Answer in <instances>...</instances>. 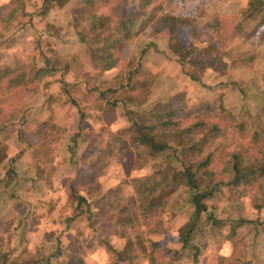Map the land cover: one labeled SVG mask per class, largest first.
<instances>
[{"label": "trees", "instance_id": "trees-1", "mask_svg": "<svg viewBox=\"0 0 264 264\" xmlns=\"http://www.w3.org/2000/svg\"><path fill=\"white\" fill-rule=\"evenodd\" d=\"M66 1L70 0H42L37 15L44 17L58 2L60 7ZM163 1L74 0L65 34L73 36L95 69L108 72L116 68L132 40L150 28L155 36L164 38L166 57L179 67V75L173 80H182L185 85L171 86L170 92L151 100L153 64L140 53L129 57L125 68L112 77L109 86L99 88L92 83L80 103L71 95V85L65 79L81 68L78 54L56 49L49 54L41 50L25 69L2 64L0 52V117L4 97L10 92L23 89L26 84H35L27 93L38 95L35 86L40 83L45 89L49 86L48 81L53 79L63 100L76 110L79 127L89 116L101 119L96 122L98 128L95 131H78L69 137L66 149L71 170L87 173L88 182L82 193L77 187L68 186L65 207L68 213L59 218L58 224L65 231L74 225L76 218L86 215L90 228L99 232L93 210L98 214L108 208L110 231L101 234L98 242L105 250H111L109 264H242L235 251L237 231L246 225L245 222L253 221L227 219L228 234L223 241L216 231L225 221L211 203L223 191L240 195L257 188L256 193L262 199L255 194L253 207L258 211L264 207V147H258L259 143L264 146V137L260 131H254L247 143L237 144L242 148L224 149L232 130H235L232 135H239L251 124L255 129L260 127L259 123L264 119V104L258 99L264 90L240 87L239 82L226 75L230 62L233 68L252 66L255 57L251 53L238 52L224 53L229 61L218 59L216 44L210 39L211 25L201 26L192 16L159 14ZM232 7L237 13L233 37L247 40L264 24V0H236ZM19 16L29 21L34 16L26 10L25 0L0 2V23L9 26ZM247 21L252 22L251 27L243 26ZM203 35L208 36L207 42ZM259 46L264 49V41ZM214 63L218 83L209 85L204 76L207 66ZM192 85L214 95L213 101H194L190 93ZM234 88L241 96V106L233 113L225 107L224 101ZM44 95L47 101L52 98L45 92ZM45 104L44 100L40 107ZM106 105L122 106L123 112L113 119ZM212 111L216 112L214 118L207 115ZM190 115L192 119L188 121ZM116 119L122 120V126L109 130L107 124ZM247 119L252 123L246 122ZM10 122L2 121L0 129L13 126ZM15 132L16 139L30 153L32 177L27 179L29 189L36 195L39 185H35L42 183L44 192L41 196L47 197L51 191L55 192L53 176L58 145L64 138L65 129L46 118L22 120ZM125 148L134 153L133 168L144 172L130 179L131 194L127 197L122 193L123 185L119 181L107 189L99 182L106 167ZM222 149L225 151L220 157L218 150ZM16 158L9 157L0 142V264H54L61 258L66 264H85L76 239L66 243L62 241V232L55 237L43 229L35 231L37 238L40 237L37 240L27 235L26 225L22 222L39 216L41 201L36 196L38 201L35 203L34 200L22 203L24 201L18 199V182L22 179L19 180L15 169ZM216 162L220 165L218 170H215ZM182 190L189 192L191 211L177 229L178 249L163 263L156 257L160 241L155 238H160L165 231L164 219L157 218L153 223L150 219L166 213V207ZM3 202L13 203L15 214L12 218L4 219ZM45 205L51 206L48 198ZM259 222L264 225V218ZM117 243L120 250L113 249V244ZM222 245L229 251L224 250L222 257L216 255L204 261L209 247L220 248Z\"/></svg>", "mask_w": 264, "mask_h": 264}, {"label": "rangeland", "instance_id": "rangeland-1", "mask_svg": "<svg viewBox=\"0 0 264 264\" xmlns=\"http://www.w3.org/2000/svg\"><path fill=\"white\" fill-rule=\"evenodd\" d=\"M8 0H0L1 3ZM26 10L28 13L34 14L30 21L27 18L19 16L16 20L7 26L5 23H0V52L1 63L8 66H18L19 68H27L32 64V57L37 54L38 51H45L49 53L52 49L59 50L61 52H70L78 54L80 58L81 68L65 77L66 81L71 85L70 93L74 99L80 103L84 98V95L88 91V87L93 83L99 88H105L111 83L112 77L120 70L124 69L127 60L131 55L138 56L143 53V59L152 63V73L154 76L151 78V100L157 99L164 93L171 91L175 85H185L182 80L175 82L174 76L179 75V67L176 63L168 60L164 53L165 47H163V37L155 36L150 28L144 29L138 34L130 43V45L123 51L121 60L117 64L116 68L108 71L101 72L95 69L90 62L89 57L85 52L77 45L73 36L66 33V26L70 19V7H72L74 0L64 2L60 7L55 5L52 7L44 17L37 15L42 0H25ZM236 0H164L161 4L160 13H172L175 15H184L196 17L199 25L203 26L207 23L211 25L210 39L215 42L217 47L216 57L218 59H224L229 61L227 57H224V53L231 55L238 52L251 53L255 57V62L252 66H245L240 68H233L230 62L228 73L226 74L232 80L239 82L240 87L247 86L251 88V91L264 90V49L259 44L264 41V24L260 26L251 37L247 40L240 38H234V25L236 21V11L233 9V5ZM238 1V0H237ZM252 22H244V27H251ZM210 33V31H209ZM203 39L208 36L203 35ZM200 45V44H198ZM262 48V49H261ZM229 63V62H228ZM216 64H210L207 66V70L204 76V80L209 85H215L218 83L216 80ZM229 74V75H228ZM49 86L45 89L41 88V84L38 83L37 88L38 95L27 93L32 90L35 84H26L25 88L18 89L10 92L5 98L3 103L2 119L0 117V123L2 121H11L13 126H9L7 129H0V142L4 145V151H6L9 157H17L14 163L17 174L19 175L18 193L19 200L26 203L30 200H40L38 204L40 208L38 211L39 216L36 219H28L27 222H22L26 227L24 228L27 235L37 238L35 231L37 229H43L47 232L53 233L55 237L59 236V233H63L62 241L68 243L69 240L76 239L80 244V252L84 256L85 264H109L111 261V250L107 251L103 245L99 244V236L101 234L109 233L110 223H108L109 213L108 208H104L97 214V210H93L96 214L95 227L99 229L96 232L95 229H91L89 221L86 215L75 219L74 225L63 231V226L58 224L59 218L68 213L67 204V189L69 185L77 187V191L82 193L86 188L88 179L86 180L87 173H75L71 170V165L68 162L67 144L69 137L82 131L90 133L95 131L98 126L96 122L101 119H96L95 116H89L85 122L79 127L78 115L74 108L63 100L62 94L55 80L48 81ZM86 84L87 87H86ZM35 88V89H36ZM44 91L50 94L52 98L47 101L44 95ZM260 92V91H259ZM43 93V94H42ZM190 93L193 96V100L200 103L202 101L212 102L214 95L205 92L200 89L199 86L192 85L190 87ZM36 96V97H33ZM8 97V98H7ZM239 91L234 88L233 91L227 93L225 96L224 105L227 109L233 113L238 112L241 106ZM260 102L264 104V92L258 95ZM45 100L43 107H40ZM252 102V100H251ZM264 106V105H263ZM111 118L119 116L123 112L121 106L106 105ZM14 115L10 117V115ZM214 118L216 112L207 113ZM264 117V114L262 115ZM48 119L50 118L58 126L65 129V135L63 140L58 145V157L56 162V173L53 176V183L55 192L51 191L47 197H42L44 192V185L42 183L36 184L38 186L36 195L34 190L29 189L28 178L32 177L30 153L27 149H24L22 144L16 139L17 125L23 121H30L32 119ZM192 115L187 117V120H191ZM258 122V120H256ZM246 122H251V119H247ZM111 126L107 124L109 130L122 126V120L116 119L110 122ZM106 123H104L105 125ZM260 127L255 129V125L251 124L250 127L244 133L233 134L235 130L229 133V137L225 141L224 149L242 148L237 144L246 141L247 143L252 136V133L256 130L260 131L261 136L264 137V119L260 121ZM264 140V139H263ZM258 147H262L263 144H258ZM225 150H218V155ZM221 157V155H220ZM134 153L129 148H125L120 151L110 165L105 169V173L100 177L99 182L103 184V188L107 189L108 186L113 185L116 181L122 183V193L125 197L131 194L130 179L144 174L133 168ZM220 169L219 162L215 163V170ZM2 168L0 166V173ZM27 180V181H26ZM91 181V180H90ZM83 185V186H82ZM264 188V184L262 185ZM257 188L248 189L240 195L229 194L222 192L218 199L214 200L211 204L215 209L217 215L224 219L225 223L217 230V235L223 238V241L227 237L228 227L227 219H244L247 221H253V223L245 222V226H242L237 231V245L235 251L238 255V260L242 264H264V225L260 224L259 220L264 218V207L258 211L253 207L252 198L256 194L259 200L262 196ZM37 199H36V197ZM189 192L187 190L179 191L176 197L172 199L168 207H166V213L161 215H155L150 219V223L156 221L157 218L164 219L165 231L163 235L155 239H159L160 244L156 247V257L160 262H167L172 258L174 250L178 249L176 242L177 229L189 216L191 208L189 206ZM49 199L50 205H45V199ZM2 213H4V219L12 218L15 214L12 202H3ZM45 208L48 210L46 211ZM205 227V226H204ZM206 228V227H205ZM30 230V231H29ZM35 240H30L33 242ZM27 244V241L25 242ZM214 246L209 247L205 253L204 261L211 259L213 256H223L224 250L228 249ZM120 245L113 244V249L120 250ZM54 264H66L64 258L54 262Z\"/></svg>", "mask_w": 264, "mask_h": 264}]
</instances>
